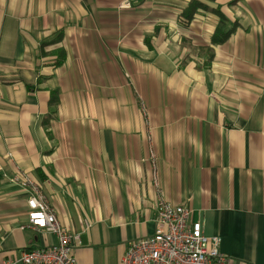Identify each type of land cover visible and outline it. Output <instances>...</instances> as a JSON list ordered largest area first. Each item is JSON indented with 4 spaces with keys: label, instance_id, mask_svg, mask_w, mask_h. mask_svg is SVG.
Segmentation results:
<instances>
[{
    "label": "crops",
    "instance_id": "crops-1",
    "mask_svg": "<svg viewBox=\"0 0 264 264\" xmlns=\"http://www.w3.org/2000/svg\"><path fill=\"white\" fill-rule=\"evenodd\" d=\"M191 1L0 0V264L57 242L21 227L20 172L80 264H121L161 197L209 250L220 237L232 264H264V0H197L187 20ZM217 8L236 27L214 45Z\"/></svg>",
    "mask_w": 264,
    "mask_h": 264
},
{
    "label": "built area",
    "instance_id": "built-area-1",
    "mask_svg": "<svg viewBox=\"0 0 264 264\" xmlns=\"http://www.w3.org/2000/svg\"><path fill=\"white\" fill-rule=\"evenodd\" d=\"M10 179L13 183L24 186L29 193L28 220L21 227L45 231L57 237L56 243L24 250L20 262L80 264L75 254V241L79 237L60 224L56 210L48 201L41 185L24 172ZM155 183L158 186L156 174ZM191 215L189 207L172 205L161 197L157 215L160 227L152 235L132 241L121 264H232L229 257L220 250V237H215L212 248L208 249L202 222L191 221Z\"/></svg>",
    "mask_w": 264,
    "mask_h": 264
},
{
    "label": "trees",
    "instance_id": "trees-1",
    "mask_svg": "<svg viewBox=\"0 0 264 264\" xmlns=\"http://www.w3.org/2000/svg\"><path fill=\"white\" fill-rule=\"evenodd\" d=\"M202 7L206 8L207 6L197 0H193L189 3L188 7L184 9L183 14L185 15V18L189 20L193 18L197 10ZM214 10L218 14H220V20L212 36V44L218 45V44L225 42L230 37V35L232 34V32L234 31L236 27V23L229 25L227 18L223 15L220 9L217 8ZM203 53L206 54V57H207L206 64L209 65L214 58V50L211 47L208 49H201L200 54H203ZM58 102H59L58 101V91H54L52 94V98H51V105L56 106L58 105Z\"/></svg>",
    "mask_w": 264,
    "mask_h": 264
}]
</instances>
